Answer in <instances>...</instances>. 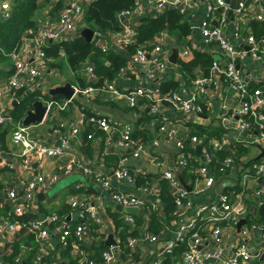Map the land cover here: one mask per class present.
<instances>
[{
    "label": "crops",
    "instance_id": "crops-1",
    "mask_svg": "<svg viewBox=\"0 0 264 264\" xmlns=\"http://www.w3.org/2000/svg\"><path fill=\"white\" fill-rule=\"evenodd\" d=\"M1 1H7L11 7L12 0ZM44 1L46 0H40L42 6L35 15L38 28L35 31L27 32L23 36L18 49H15L23 60L34 61L35 42L39 32L55 23L59 17V13H57V16L50 13L56 0H50L47 3ZM72 1L75 0H66V3L68 4ZM210 3L211 0H198L197 7L187 10L185 19L192 25V30L183 43L178 42L177 37L171 35L166 27L163 26L161 42L165 53L170 58L173 49H176L178 56L175 63L170 62L167 68L156 71L152 79L146 75L147 70L155 68L152 62L138 65L131 69L129 57L127 66L115 72L112 78L99 79L97 77L94 80L99 79L101 81L103 79L101 81L104 83L103 89L95 87L94 90L87 92L88 86L82 91L81 81L78 76L86 77L90 80L91 77L88 74L86 65L91 63L88 61L81 68V71H74L69 62L66 49L60 47L58 52L54 50L55 54L49 55L50 60L47 62L46 67L43 68L44 71L39 78L40 89L35 91L25 88L22 91V95L18 96L15 92L12 93V91L8 92L6 90L7 80L14 71L12 58L9 56L10 59L0 63V90H4L2 101L0 102V110L11 116L12 109L21 99L31 98L33 102L30 110H33L35 101L42 100L47 105L48 113L43 122L27 126L31 136L41 142L51 144L57 140L58 133L56 130H61L62 133L67 134L70 138L69 151L64 157L48 159L31 156V167H24L21 164L23 147L13 143L12 127L23 125V120L27 113L21 121H14L13 119V124L0 128V160L11 159L16 163L15 168L0 166V190L4 193L9 189L15 188L18 190L19 195H23L27 191V184L33 173H58L60 175L59 180L54 185L48 187L40 185L37 188L33 202L35 207L33 213L36 214V217L57 215V213L62 215L59 217L60 221H56L58 223L55 224L56 226L52 230L57 226L61 228L64 225L74 228L76 224H79V221H77L78 212L69 210V203L72 198L77 196L87 205L95 206L102 222L96 226V230H93V225L86 221L85 239L79 243L78 248L72 249L71 254L73 257H78L85 253H93L96 247H110V245L102 246L101 243L106 241L111 233L114 234L115 216L120 214L119 218L125 219V217L123 218L124 215L131 214L144 217L142 224L128 221V232L134 234L129 236L138 238L139 243L136 248H130L128 245L127 254L122 258L119 255V249L115 264H178L182 254L178 260L165 263L170 255L164 251L165 241L174 236L182 225L191 221L197 211L196 204L210 203L217 199L219 194L229 193L232 196V201L240 205L244 210L240 219L246 218L247 222L241 227L240 231H238V223L236 225H226V222H219L218 224L223 226V241L217 244L212 238V227L215 223L209 221L206 215L199 216L198 229H202L204 238L201 245L202 251L222 250L219 258H205L204 264H228L240 244H245L252 254L250 264H264V245H262L264 239L262 238L261 228L264 223V188L261 195L256 194V197L251 200L247 195L244 197L241 195L242 191L250 190L255 192L264 187V180L260 181L261 178L249 175L252 164L264 160V142L258 139L259 135L256 131H241L238 129L237 123L242 119L240 113L241 99L232 89L231 81L221 73L214 77L212 76L217 83L208 84L206 97L198 95V102L203 109L201 112L176 109L167 101L159 100L166 97L167 92L162 90V85L166 82L176 83L178 85L176 88L177 92L184 93L183 90L188 92L195 90L193 84H191L192 80L189 81L180 70V65L178 64L180 59L191 60L194 58L195 52L199 51L211 54L214 57V61L221 66L226 64L228 60L227 54L220 49L217 41L205 37L202 32L204 27H217L219 25L218 18L223 13L220 10L219 14H211L209 11ZM246 3L253 13L259 12L262 6L264 7V0H247ZM140 4L142 12H137L128 19L124 17L125 19L121 20L123 15L121 13L116 14L121 25L128 23L129 26L137 28L141 17L146 14L154 15L159 13L146 3L141 2ZM173 8L175 7L168 6L165 10ZM235 8L231 6V10L227 12V15L231 17H229L228 24L223 28L224 35L243 50H250L249 45L243 40L237 39L233 31L234 24L239 22L240 24L238 25H241L243 33L249 32L248 34H250L249 20L253 17L251 15L238 16L234 12ZM86 27L92 28L85 22L83 16L75 23V31L69 34L67 39L48 40L45 47L65 40L73 41L79 36L84 38L81 35V31ZM94 31L96 32V30ZM31 34H33V37H31ZM84 39L86 40V38ZM154 40L156 39L154 38ZM86 41L94 43V46L101 50L95 39V33L92 41ZM260 44L261 47H264V41L260 42ZM114 50L125 55L123 49ZM107 64L110 65L111 63L107 62ZM237 66H240L238 68L241 69L244 80L249 82L250 88L252 85L262 83L263 86L258 88L264 90V57L254 58L246 55L239 59ZM194 72L198 78L205 77L200 68H196ZM66 83H71L77 90L71 100H68L63 93L54 95L50 93L51 89L63 86ZM109 84H114L118 89L125 92L139 87L152 88L154 96L139 97L136 104L131 105L126 97H117L111 93L107 88ZM192 88L193 90H191ZM251 89L254 90L253 87ZM55 95L61 96L67 102L64 109L54 107V105L48 107L49 102L52 101ZM92 115L109 118L113 125L104 129L97 122L92 123L90 121L89 118ZM63 123L65 126L62 129H58L61 128ZM124 124L132 126L133 137L136 143L142 146L140 156H134L132 148L122 147L118 144L117 140ZM73 126L79 128V132L76 135L71 133L70 129ZM162 126H165V129H162ZM201 128L207 129L210 134L222 135L221 141L225 139V144L229 145L228 148H223L224 144L221 146L222 149L228 152L227 155L232 152L234 156L235 145L238 143L247 146V152L241 157V163L236 164L235 162L227 173H218L214 170L211 163L205 162V165H209V175L216 176V182L212 187L197 192V188L204 186V177L197 179L195 182H193V179L185 181L183 176L180 175L182 169H179V167L174 168L173 162L177 158L179 151L177 143L196 134L204 135ZM203 139L204 136L199 137L200 141L197 143L189 141L198 154L203 152ZM256 143L260 144L263 149L259 148ZM71 156L78 157L90 169L91 173L86 175L81 170L74 168L69 174L63 175L62 169L66 166ZM122 156L127 158L126 165L136 178L134 183L118 180L113 176L112 172L116 169L118 160ZM250 161L252 162L247 164ZM156 162H159V165ZM167 169H172L177 178L180 176L187 185L192 187V190L188 191L180 183L181 187L188 192V198L193 201L192 205L177 204L176 210L168 216L164 212L165 207L160 198L163 173ZM98 174L109 177L112 187L105 188L101 182L97 181L96 177ZM142 188H146V190ZM173 191L175 192L174 189ZM114 192H126L133 196H138L144 200L145 205L151 204L155 210L159 211L162 218V230L157 234V241L151 242L146 238L152 234L148 230L149 218L146 206L136 208L142 214L129 213L126 211V207L112 198L111 195ZM6 199L3 195L0 196V260L3 264H9L6 256L12 255L10 245L17 239L21 228L18 227L16 230H7L5 228L6 222L10 221L9 214L14 209L13 203L8 202ZM252 200H254L253 203H247V201ZM103 215H105L104 218ZM260 217H262V220H260ZM250 222H257L258 227L256 229H248L246 233H243L242 230ZM53 232L49 238L40 243V250L37 254L38 260H36L38 264H67V259L64 260L61 257L62 243L59 242L56 232H54L55 234ZM27 236V234L23 235V237ZM114 238L117 240L115 234ZM187 241L181 243L185 248L188 245ZM31 248L32 243L26 241L17 257L19 264H22L23 260L27 263L26 254L29 253ZM42 257H44V262H41Z\"/></svg>",
    "mask_w": 264,
    "mask_h": 264
},
{
    "label": "built area",
    "instance_id": "built-area-1",
    "mask_svg": "<svg viewBox=\"0 0 264 264\" xmlns=\"http://www.w3.org/2000/svg\"><path fill=\"white\" fill-rule=\"evenodd\" d=\"M92 0H75L68 3L60 12L58 19L55 23L51 24L49 27L41 30L35 42V59L34 61L23 60L20 58L17 50H13L8 53L12 58L14 64V71L12 75L8 78L6 83V90L8 92L22 89L30 88L31 90H39L40 83L39 78L43 73V68L46 67L47 62L50 58L44 51V47L48 40H64L67 39L69 34L75 31V23L78 22L79 18L83 17L85 4ZM141 2L146 3L152 9L157 10V12L164 11L168 6L177 8L181 13H186L188 9L197 7L198 0H134L136 5L134 9H128L121 12L126 19L133 16L137 12H142ZM217 9L222 10L220 17L218 18L219 25L215 28L204 27L202 32L203 35L209 39L218 42L220 49L227 54L228 60L224 66H221L218 62H214L212 73L209 78L201 77L194 81V91L183 90L184 93L175 92L173 95H166L164 100L168 101L174 108L185 110L189 112H201L202 105L198 102L199 96H207L208 94V84L217 83L212 76L217 74H224L231 81L232 89L239 95L241 99V115L239 123H237L238 129L241 131H251L255 130L259 137L258 139L264 142V90L256 88L252 90L250 88L249 82H246L243 78L242 71L238 68L237 63L239 59L250 55L254 58L264 57V47H261L260 42L256 41L252 35H243L240 26L236 23L234 24L233 34L239 40H243L250 46V50H243L239 48L234 42H232L227 36L224 35L223 28L228 24L227 12L231 10L230 0H211L209 5V11L211 14H215ZM234 12L238 16H248L251 15L254 18L263 20L264 19V7L257 13H253L248 7L246 0L238 2V5L234 9ZM0 13L2 17L7 18L10 15V4L7 1L0 0ZM245 20V18H244ZM122 29L118 31H110L107 33L95 32V39L97 40L98 46L103 52H108L114 49H123V47L135 43L137 31L135 27L129 26L128 23H123ZM163 33V32H162ZM155 37L156 40L153 41L152 48L150 49L148 45L144 44L137 48V50L130 57V68L133 69L138 65H143L148 62H152L155 65L154 69H149L146 71V75L152 79L155 76L156 71L163 70L169 66V56L165 53L163 44L161 42V35ZM187 53V52H186ZM88 74L91 79H96L93 66L89 65L87 67ZM108 90L114 95L124 96L128 99L131 105H135L139 97H152L154 96V91L152 88H137L131 91H122L118 89L114 84L108 85ZM95 88L89 86L86 91H92ZM4 90H0V102L2 101V96ZM199 95V96H198ZM67 102L64 104H59L57 107L63 109ZM54 105L53 101L49 102L48 107ZM90 121L92 123L97 122L102 128L107 129L113 122L109 118H101L96 115L91 116ZM8 124H13V119L10 114H6L4 111L0 110V128H4ZM64 123L61 128L64 127ZM29 127L24 125H16L12 127V141L16 145H21L23 147L21 153V164L24 167H31L32 158H48V159H58L67 155L69 151L70 138L67 134L62 133L61 130H56L58 133L57 140L55 143L47 144L35 139L31 136L29 132ZM165 129V126H162ZM71 133L76 135L79 132L77 126L71 127ZM118 144L122 147H129L133 149L134 156H140L142 152V146L137 144L132 132V126L129 124H124L120 135L118 137ZM192 143H197L200 141L197 136L191 137ZM226 143L223 141H214L213 144L215 148L221 147ZM178 165L179 168H183L187 164V160L183 158L182 150L184 148V143L180 140L178 143ZM203 150V149H202ZM203 156L207 161L210 158V153L203 151ZM118 165L114 169L113 176L118 180L128 181L129 183L135 182V177L130 172L128 166L126 165L127 158L125 156L120 157L118 160ZM159 165V162H156ZM234 164V156L228 155L222 165L219 168L220 173H227ZM1 167L15 168L16 163L11 159H1ZM209 165H202L199 172L204 177V186L197 188V192L204 191L207 188L212 187L216 182L215 175H209L208 172ZM74 168L81 170L84 174L89 175L91 173L90 169L78 158L71 156L65 167L62 169V174H69ZM249 175L256 178H262L264 180V160L261 162H255L252 164L249 170ZM59 174H35L29 179L27 184V191L23 195H19L17 189L12 188L7 192H2L0 190V196L7 198L8 202L13 203V212L17 214L31 213L34 212V199L36 196L37 188L42 185L43 187H48L54 185L59 180ZM163 176L167 178L170 182V186L175 190L177 195V204L192 205L193 201L188 198V192L184 190L178 178L176 177L172 169H167L164 171ZM96 180L101 182L105 188H111L112 183L109 177L102 174H98ZM263 188L255 191L254 194L261 195ZM146 190V188H142ZM7 193V194H6ZM112 198L124 207H143L145 205L144 200L140 199L138 196H133L126 192H114L112 193ZM240 196V195H239ZM241 198V196H240ZM70 204L75 207L79 216L77 221L79 224L76 225L74 235L78 241H83L85 239V223L88 222L89 218L93 219L97 223H101V217L95 206L87 205L81 198H72ZM197 211L191 221L184 224L172 236L169 240L165 241L164 251L166 254H171L175 247L182 242L188 240V245L183 252L181 259L178 264H204L205 258L214 257L219 258L222 254V250L218 249L216 251H202L201 245L204 241L202 235V229H198L199 216L206 215L208 220L215 223L212 227V238L217 244L223 241L222 230L223 226L219 225V222H226V225H236L240 220L243 208L240 205L235 204L232 201V196L229 193H221L218 198L210 203L206 204H196ZM59 220L58 215H46L44 217L32 218L30 220V229L35 233L36 240L44 242L49 238L52 232H56L57 238L60 243L67 244V238L71 234V230L68 226H57L55 229L49 227V223H54ZM125 220L135 222L133 215L127 214ZM20 223L17 222H6L5 228L7 230H16L20 227ZM258 227L257 222H250L243 230L246 233L248 229H256ZM262 228V238L264 239V223L261 225ZM56 230V231H55ZM53 232V233H54ZM55 234V233H54ZM149 241H157L158 236L150 234L146 237ZM118 240V239H117ZM116 246H110L102 254L101 264H115L116 262V252L119 250V240ZM139 239L136 237H130L128 239V245L130 248H136L138 246ZM252 260V254L245 244H240L235 252L233 258L228 261V264H250ZM19 261V259H17ZM0 264H3L0 260Z\"/></svg>",
    "mask_w": 264,
    "mask_h": 264
},
{
    "label": "trees",
    "instance_id": "trees-1",
    "mask_svg": "<svg viewBox=\"0 0 264 264\" xmlns=\"http://www.w3.org/2000/svg\"><path fill=\"white\" fill-rule=\"evenodd\" d=\"M49 1L50 0H46L44 2L47 3ZM239 1L240 0H230V5L232 7H236ZM66 5V0H56L53 8L50 10V13L57 16V13L60 14L61 10ZM41 6L42 5L40 4V0H12L10 15L7 18L2 17V15L0 16V63L10 59L8 53L12 52L15 49H18L19 45L22 42L23 36L27 32L35 31L38 28V23L35 15L37 10ZM134 8V0H92L89 3L85 4L83 16L85 22H87L89 26L94 30L101 33H107L110 31H118L122 29L121 22L118 20V17L116 15L117 11L121 13L125 10ZM220 12V9H217L215 11V14H219ZM185 16L186 13H181L178 9L173 8L164 10L162 12H159L158 14H146L145 16L141 17L136 28L137 35L135 43L123 47L125 55L118 53L116 50L103 52L102 50L94 46V43L87 42L81 36L77 37L73 41L65 40L57 44H51L50 46L45 47L44 51L49 57V55L55 54L54 50H57L58 52L60 47H64L66 49L69 62L74 71H81V68L84 66V64L89 61L92 65L88 64L86 65V68L89 65L93 66L96 78H112L115 72H118L120 69L127 66L129 57H131V55L137 50L139 46L146 44L150 49L152 48L154 38L163 32V26L166 27L171 35L177 37L178 42L183 43L187 35L192 30V25L185 19ZM229 17L231 16H228V22ZM249 21L251 28L250 34H248L249 32L243 33L242 27L241 25H239L242 34H245V36L252 35L258 42L264 41V19L260 20L253 17ZM238 24L240 23L238 22ZM107 62H110L111 64L108 65ZM214 62V57L211 54L198 51L195 52V56L193 59H180L178 61V64L180 65V70L183 75L188 78L189 81L192 80L191 84H193L194 87V81L198 78L194 70L196 68H200L203 72V76L209 78ZM78 79H80L81 81L82 91L85 90L88 86H93L94 88L97 87L101 89L104 88V83L99 81V79L96 81H94L95 79L88 80L86 77L82 76H78ZM177 86L178 85L176 83L173 84L172 82H166L162 85V90L167 92L166 95L171 96L173 95V93L177 92ZM259 86L262 87L263 84L261 83L252 85L253 89L258 88ZM23 89L25 88L14 90L12 91V93L15 92L16 95L20 96L22 95ZM191 90H193V88ZM52 101L54 102V107H57L59 104L62 105L66 102L59 95L53 96ZM32 102L33 101H31L30 97L21 99L20 102L11 111L12 119H14V121H21L28 110L32 109ZM202 133H204V135L196 134L194 136H197L198 139L199 137L204 136L202 145L203 151H207L208 153H210V158L207 161H205L203 153L198 154L196 152V149L192 145H190L189 141L191 140V137L181 140L184 143V148L182 150L183 158L187 160V164L183 166V168L179 169H182L180 175L183 176L185 181L193 179V182H195L197 179L203 178V176L199 172V169L202 165H205V162H209V164L211 163L214 167V170L219 173L220 166L222 165L224 159L228 156V152H226L221 147L215 148L213 144L214 141L222 140L221 134H210L208 133L207 129H202ZM235 146L236 150L234 153V164L235 162L236 164H240L242 161L241 157L245 152H247V146L243 145L242 143H238ZM178 159L179 154H177V158L173 162L174 168L179 167ZM241 195L242 197L247 195L250 200L256 197L254 192L250 190H246L244 192L242 191ZM160 198L165 207L164 212L167 216L171 215V213H173L178 206L177 195L170 187L169 180L164 176L162 179ZM253 201L254 200L247 201V203L251 204L253 203ZM145 206L147 208L146 212L148 213L147 215L149 218L148 230L152 234L157 235L162 230V218L160 216V213L158 210H155L151 204H146ZM69 210L74 211L76 209L72 206V204L69 203ZM9 215V222L20 223L21 228L19 230L17 239L10 245L12 249V255L6 256L7 262L9 264H19L17 261V257L21 253L24 247V243L27 241L32 243V248L29 251L31 252V254H26L27 264H38L36 260H38L37 254L40 250V242L36 240L35 233L30 229V220L32 218H37L36 214L33 212L23 214L11 212V214ZM57 215L59 217L62 216L58 213ZM119 215L117 214L115 216L116 220L114 221V234L119 240V255L122 258L127 254L128 238L130 237L129 235L134 234L128 232V221L119 218ZM126 215H124L123 218ZM133 217L135 222L138 224H142L144 221L143 216L133 215ZM260 220H262V217H260ZM59 221L60 220H58V222ZM57 223L54 222L48 225L50 228H54L56 226L55 224ZM88 223H91L93 225V230H96V226L100 224L90 218L88 220ZM75 227L73 228L69 226L71 234L67 238V244L61 245L62 259H67V264H101L102 254L106 249H109V247L100 246L96 247L93 253H85L78 257L72 256V249L78 248L79 243L82 242L78 241L74 235ZM25 234H27L28 236L23 237V235ZM71 239L73 241L72 243ZM185 249L186 248L184 247V245H177L173 251L174 253L172 252L169 257H167L165 263L168 261L174 262L178 260Z\"/></svg>",
    "mask_w": 264,
    "mask_h": 264
},
{
    "label": "water",
    "instance_id": "water-1",
    "mask_svg": "<svg viewBox=\"0 0 264 264\" xmlns=\"http://www.w3.org/2000/svg\"><path fill=\"white\" fill-rule=\"evenodd\" d=\"M116 14H119V12H116ZM124 19H125L124 16H121V20H124ZM94 33H95V31L92 28H89V27H86V28L82 29V31H81V35L84 36V38H86V40H88V41H92ZM31 37H33V34H31ZM249 47H248V49H249ZM177 56H178V51L176 49H173V53L171 54V56L169 58L170 62L171 63H175L176 59H177ZM238 67H240V66H238ZM101 81H103V79H101ZM76 91L77 90L75 89V87L71 83H66L63 86H57V87L51 89L50 93L52 95L57 94V93H63L68 100H71L74 97ZM47 113H48L47 105H45L44 101L37 100L33 104V110H29L27 112V116L23 120V125L28 126L30 124H38L40 122H43ZM256 144H257V146L259 148L263 149L260 144H258V143H256ZM228 146H229L228 144H224L222 147L223 148H228ZM229 155L233 156V153L230 152ZM252 161L248 162L247 164H250ZM112 173H114V172H112ZM178 178L180 180L181 185H183L188 191L192 190V187L187 185L180 176ZM260 181H262V178L260 179ZM119 206L122 208L121 205H119ZM126 211L129 212V213L142 214V212L140 210L136 209L135 207H126ZM243 211L244 210H242V212ZM104 217H105V215H103V218ZM246 222H247L246 218H241L239 220V222L237 224L238 231L241 230V227L243 225H245ZM107 223L109 224V222H107ZM28 245H30V244H28ZM101 245L102 246H109V245L110 246H116L117 242H116V239L114 238V234L111 233L109 235L108 239L106 241L102 242ZM262 245H264V242H263ZM115 252H116V256L118 258V250L116 249ZM41 262H44V257L41 258ZM22 264H27V263H26L25 260H23Z\"/></svg>",
    "mask_w": 264,
    "mask_h": 264
},
{
    "label": "rangeland",
    "instance_id": "rangeland-1",
    "mask_svg": "<svg viewBox=\"0 0 264 264\" xmlns=\"http://www.w3.org/2000/svg\"><path fill=\"white\" fill-rule=\"evenodd\" d=\"M9 1H11V0H9ZM29 254H31V252H29Z\"/></svg>",
    "mask_w": 264,
    "mask_h": 264
}]
</instances>
